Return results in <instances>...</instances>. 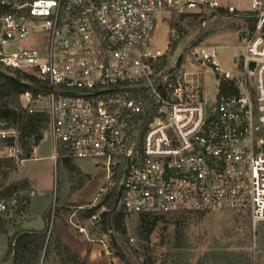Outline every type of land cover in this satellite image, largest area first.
I'll list each match as a JSON object with an SVG mask.
<instances>
[{
    "label": "built area",
    "instance_id": "1",
    "mask_svg": "<svg viewBox=\"0 0 264 264\" xmlns=\"http://www.w3.org/2000/svg\"><path fill=\"white\" fill-rule=\"evenodd\" d=\"M219 8L254 19L233 71L213 45H185L175 61L152 45L157 16L196 13L203 27ZM263 25L264 0L244 14L218 0H0V63L43 85L20 100L47 114L42 138L55 160L64 151L92 161L108 181L123 170L124 215L242 209L255 228L264 223ZM208 70L233 92L203 99ZM14 203L0 201V213Z\"/></svg>",
    "mask_w": 264,
    "mask_h": 264
},
{
    "label": "rangeland",
    "instance_id": "2",
    "mask_svg": "<svg viewBox=\"0 0 264 264\" xmlns=\"http://www.w3.org/2000/svg\"><path fill=\"white\" fill-rule=\"evenodd\" d=\"M218 1L225 3L231 0ZM246 4L249 5V0H246ZM237 11L241 14L246 12V10ZM172 19V14L165 19L157 16L151 39L153 46L160 51L167 49L166 53H169L171 60L175 61L185 45H213L216 46L221 67L234 70L235 57L241 52L244 37L243 31L240 29L248 26V19L216 16L206 21L203 27L197 21L184 19L180 22L182 30L175 29L171 32L168 24ZM234 32H237L238 37ZM226 33L229 34L226 35ZM213 34L215 35L209 37ZM173 44L177 46L171 51L168 45ZM6 51H13V49L7 47ZM201 91L202 98L206 101L213 102L217 99V79L209 70L201 77ZM1 137L0 135V139ZM15 152L16 150L12 147L0 146V156L14 155ZM47 154H52L49 138L44 139L35 158L19 164L17 176L29 178L35 182L37 196L31 201L30 211L38 214L37 210L49 204L50 214L47 225L48 229H51L55 220L53 211L57 209L55 200L65 203L68 202L64 198L65 196L72 201L95 198L92 202L70 203L82 204L79 207L81 209L92 204L96 205L103 201L114 178L112 177L108 181L105 170L92 161L77 160L78 165L89 175V179L81 188L69 193V184L62 175L60 163L57 165L53 160L41 157ZM118 175L120 183H122L123 170H119L116 176ZM102 188L104 189L100 191ZM109 201L110 199H107L105 204L100 206L96 217L101 211L109 209ZM79 208L77 207V209ZM71 209L77 210L75 205ZM180 214L148 216L145 226H148V221L150 225H153V229L144 239L137 232L139 216L125 215L123 222L126 236L123 239L119 233L111 230L102 234L98 219L89 221L80 219L77 212L71 215L61 212L62 217L64 216L67 221H70L75 232L88 234L95 242L97 239H101L109 248L111 239H116L132 264H142L143 262L152 264H264V223L253 228L249 223L247 211L223 209L206 213H184V228L182 231H177L174 221ZM75 226L83 227L85 232H78L79 230ZM11 233L12 230L6 234H0V264H10V259L6 260L5 254L8 237ZM46 264H57V262L50 258Z\"/></svg>",
    "mask_w": 264,
    "mask_h": 264
},
{
    "label": "trees",
    "instance_id": "3",
    "mask_svg": "<svg viewBox=\"0 0 264 264\" xmlns=\"http://www.w3.org/2000/svg\"><path fill=\"white\" fill-rule=\"evenodd\" d=\"M218 11L220 15L225 14L223 8H219ZM172 18L168 24L170 30H182V27H180L182 20L197 21L200 24L204 16L201 17L200 14L196 13H177L173 11ZM250 20L254 21V19ZM168 46L172 51L177 45ZM43 89V85L34 75L20 70H13L0 63V131L7 133L4 137H1L0 146L12 147L16 150L14 155L0 156V201L11 202L13 199L15 200L13 205H9L4 212L0 213V234H6L12 230L7 241L5 259H10V264H46L50 258L56 260L57 264H87V255L79 257L75 254L53 228L48 229L47 223L45 228L41 230H25L16 223L17 217L21 216L24 211L26 212L31 203V185L27 179L8 182V178L12 172L17 170L18 163L21 160L31 158L33 149L42 140L43 131L48 123V116L45 112H29L22 105L20 96L27 90L37 92ZM218 91L219 93H227L233 92V89L230 88L227 82L221 81L218 85ZM64 154V151H60L56 158V164L60 163L62 174L69 184V193H71L81 188L89 179V175L79 169L70 155ZM117 173L113 176L114 181L107 189L103 201L96 205L77 209L82 204L59 203L58 200H55L57 209L53 211L54 219L62 216L61 212H77L80 219L91 218L96 216L100 206H103L105 201L110 199L109 209L101 211L95 220H99L102 232L115 231L125 239L126 229L123 222L125 215L118 207H114L120 184V176H116ZM74 205L76 211L71 209ZM49 214L50 210L48 209L42 215L46 222ZM146 218L148 216L139 215L137 223V232L143 239L147 238V234L153 229V225H150L148 221V226H145ZM183 218L184 213H181L174 221L177 231H182L184 228ZM109 247L114 256L119 257L125 264H132L116 239H111V246ZM142 264L152 263L143 262Z\"/></svg>",
    "mask_w": 264,
    "mask_h": 264
},
{
    "label": "crops",
    "instance_id": "4",
    "mask_svg": "<svg viewBox=\"0 0 264 264\" xmlns=\"http://www.w3.org/2000/svg\"><path fill=\"white\" fill-rule=\"evenodd\" d=\"M221 5H232L233 7H235L237 10H247L249 8V5L246 4V0H231V1H227L225 3H221L219 2ZM243 3H245V6H243ZM219 16V17H225L222 15H215L214 17ZM212 17V18H214ZM226 17L228 18H232V19H236L234 18L232 15H226ZM211 18V19H212ZM246 27L241 28L240 30L244 31ZM236 33L237 37L238 34ZM229 33H226V35H228ZM215 34L209 36L212 37ZM208 37V38H209ZM239 40V38H238ZM45 138H42V140L38 143L37 146L34 147L31 158H35L37 152L39 151V148L41 146V144L44 142ZM42 158H48L53 160L54 163H56V160L53 158L52 154H47L44 156H41ZM29 158V159H31ZM28 159L25 160H21L18 163V168H19V164L21 162H24ZM77 160H74L75 164L79 167V169L85 173V171L78 165V163L76 162ZM18 168L16 171L12 172L9 175V181L8 182H13L16 180H22V179H27L32 187L31 191H30V198L31 201L33 198H35L37 196V190L35 187V182L32 179L29 178H21L17 176V172H18ZM63 175V174H62ZM35 194V196H34ZM67 199L68 202H78V203H87V202H92L94 201L95 198H93L92 200H85V201H72L69 198H67L66 196L64 197ZM94 205V204H92ZM30 206L31 203L28 207V210L22 213L21 216H18V220L16 221V223H18L20 225V227L22 229L25 230H41L44 229L46 226V220L43 218V213L45 211L48 210V206L41 208L40 210H37L38 214H34V211H30ZM81 206H78V208ZM69 215L73 214L72 213H68ZM53 230H55L58 235L60 236V238L71 247V249L74 251L75 254H77L79 257H84L87 255V259H88V263L87 264H124V261H122L119 257L114 256L111 252L110 247L108 248L106 243L101 240V239H97V242L94 241V239L92 237H90V235L88 234H83V233H77L75 232L72 227H71V223L70 221H67L66 218H64V216H59L56 217L54 222H53ZM89 233H90V229H89ZM102 234H104V232H102ZM11 235V234H10Z\"/></svg>",
    "mask_w": 264,
    "mask_h": 264
},
{
    "label": "water",
    "instance_id": "5",
    "mask_svg": "<svg viewBox=\"0 0 264 264\" xmlns=\"http://www.w3.org/2000/svg\"><path fill=\"white\" fill-rule=\"evenodd\" d=\"M254 64L251 63L250 64V68H253ZM121 191H122V183L119 184V187H118V190H117V195H116V198H115V204H114V207H117L118 205V202H119V199H120V195H121Z\"/></svg>",
    "mask_w": 264,
    "mask_h": 264
}]
</instances>
